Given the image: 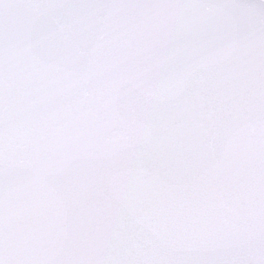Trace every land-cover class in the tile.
Wrapping results in <instances>:
<instances>
[{
  "label": "snow or ice",
  "instance_id": "snow-or-ice-1",
  "mask_svg": "<svg viewBox=\"0 0 264 264\" xmlns=\"http://www.w3.org/2000/svg\"><path fill=\"white\" fill-rule=\"evenodd\" d=\"M0 264H264V0H0Z\"/></svg>",
  "mask_w": 264,
  "mask_h": 264
}]
</instances>
